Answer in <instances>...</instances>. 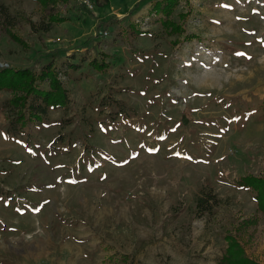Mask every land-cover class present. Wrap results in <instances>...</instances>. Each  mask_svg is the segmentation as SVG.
<instances>
[{"label":"rangeland","instance_id":"rangeland-1","mask_svg":"<svg viewBox=\"0 0 264 264\" xmlns=\"http://www.w3.org/2000/svg\"><path fill=\"white\" fill-rule=\"evenodd\" d=\"M160 1L70 0L45 31L0 0V68L77 65L68 105L17 134L0 90V264H215L254 213L234 180L264 176V0ZM204 186L221 204L198 216Z\"/></svg>","mask_w":264,"mask_h":264},{"label":"trees","instance_id":"trees-1","mask_svg":"<svg viewBox=\"0 0 264 264\" xmlns=\"http://www.w3.org/2000/svg\"><path fill=\"white\" fill-rule=\"evenodd\" d=\"M45 13L48 23L45 31L51 29L52 22H61L63 18L55 16L56 5L62 7L70 3V0H34ZM177 0H162L155 2L152 10L161 11L165 16L170 14ZM28 23L34 28L36 25L30 20ZM7 29L6 24H0V32ZM75 64H63L58 66L56 61L49 60L34 69L0 68V90L10 93L7 101L10 111L8 132L17 134L23 130V126L32 122H40L47 115L48 109L64 108L69 103L68 91L64 87L61 76L67 75L70 69H76ZM264 119V102L262 104ZM240 188H245L251 194L255 203V211L247 216H238L237 222L224 230V242L226 244L221 257L215 264H264L248 256L244 249V242H250L257 237L260 224L264 226V176L254 177L246 175L234 180ZM221 202L217 194L211 188L204 186L199 190L195 200L196 214L202 216L211 214Z\"/></svg>","mask_w":264,"mask_h":264},{"label":"bare ground","instance_id":"bare-ground-1","mask_svg":"<svg viewBox=\"0 0 264 264\" xmlns=\"http://www.w3.org/2000/svg\"><path fill=\"white\" fill-rule=\"evenodd\" d=\"M195 135V134H194ZM197 136V135H196Z\"/></svg>","mask_w":264,"mask_h":264}]
</instances>
